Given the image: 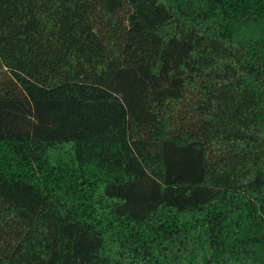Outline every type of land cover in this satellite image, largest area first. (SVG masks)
<instances>
[{
    "label": "trees",
    "instance_id": "trees-1",
    "mask_svg": "<svg viewBox=\"0 0 264 264\" xmlns=\"http://www.w3.org/2000/svg\"><path fill=\"white\" fill-rule=\"evenodd\" d=\"M0 264H264V0H0Z\"/></svg>",
    "mask_w": 264,
    "mask_h": 264
}]
</instances>
